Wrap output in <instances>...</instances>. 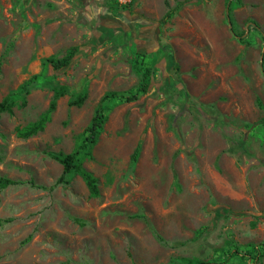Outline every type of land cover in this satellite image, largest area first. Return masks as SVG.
Wrapping results in <instances>:
<instances>
[{
	"label": "rangeland",
	"instance_id": "rangeland-1",
	"mask_svg": "<svg viewBox=\"0 0 264 264\" xmlns=\"http://www.w3.org/2000/svg\"><path fill=\"white\" fill-rule=\"evenodd\" d=\"M72 47L69 67L46 63ZM134 51L148 93L100 107L139 86ZM10 95L0 178L21 184L0 188V264H264V0H0V103ZM97 111L92 158L79 156L92 198L77 174L57 185L53 156Z\"/></svg>",
	"mask_w": 264,
	"mask_h": 264
},
{
	"label": "trees",
	"instance_id": "trees-1",
	"mask_svg": "<svg viewBox=\"0 0 264 264\" xmlns=\"http://www.w3.org/2000/svg\"><path fill=\"white\" fill-rule=\"evenodd\" d=\"M186 3L188 2H180L177 4V6L173 9H170L165 17L164 21H167L171 19L175 12L178 9H181ZM231 11V10H230ZM230 11L228 14V17H230ZM252 28L259 29L258 26L255 24H251ZM242 37V36H239ZM80 52L79 47H72L70 48L64 57L62 58H49L46 60V63H49L52 65V67L55 70H62L67 67H69L74 60V58L78 55ZM133 66L139 70V72L142 74V78L140 80V84L134 91L126 92V93H118L113 92L105 96V98L102 100L100 107H102L103 103L106 100H111L113 102L121 101L126 103H133L136 102L140 96L145 95L148 93L149 86H150V68H145L139 64V54L138 52L134 51L133 54ZM140 66V68H139ZM28 85L27 83L23 85L21 90H24V88ZM66 94V91L64 88L58 89L55 92V99L58 97H62ZM16 95V93H15ZM10 95L7 96L1 103H0V117L2 114L6 112H11L12 108L17 105L18 99L16 96ZM86 100V95H79L75 100L70 101V106L74 107H80L84 104ZM55 100L51 103L49 113L55 110ZM99 107V110H100ZM49 120V114L45 115L40 122L32 126L26 133V135H32L36 133L37 131L43 130L45 123ZM105 123L104 116L100 113V111H97V114L92 120L91 126L78 138L77 141V147L76 150L70 154H58L54 155V159L57 160L64 169L63 176L61 179L57 182L58 184L61 183H68L66 180L67 176L77 174L79 175L85 182L89 194L92 198H96L100 194V190L98 187L97 179L94 177V175L82 167L81 163L79 162V156L81 152L86 153L87 158H92V154L90 152V149L92 146H94L97 142V138L100 135L101 129ZM139 157V148H137L133 155V160L137 161ZM21 182H16L7 178H0V188H7L9 186L19 185ZM262 250L259 247H253L252 250L246 251L245 256H249L251 259L256 260L259 257V253ZM240 250L236 249L235 252H231L229 255H240ZM183 264H212L210 262H205L200 259L195 260H184Z\"/></svg>",
	"mask_w": 264,
	"mask_h": 264
}]
</instances>
